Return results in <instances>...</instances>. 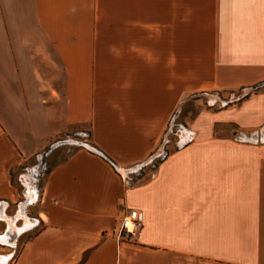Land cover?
<instances>
[{
    "label": "crops",
    "instance_id": "0c3cea01",
    "mask_svg": "<svg viewBox=\"0 0 264 264\" xmlns=\"http://www.w3.org/2000/svg\"><path fill=\"white\" fill-rule=\"evenodd\" d=\"M262 81L264 0H0V150L88 136L52 150L17 251L0 189L3 264H264V89L172 124L189 96ZM130 208L142 230L116 242Z\"/></svg>",
    "mask_w": 264,
    "mask_h": 264
},
{
    "label": "rangeland",
    "instance_id": "374dc122",
    "mask_svg": "<svg viewBox=\"0 0 264 264\" xmlns=\"http://www.w3.org/2000/svg\"><path fill=\"white\" fill-rule=\"evenodd\" d=\"M261 89H264V81L254 84L247 88H236L232 90H223V91H206L203 94L196 95V97L189 96L187 101L182 105L179 112L175 113L173 123L175 128L182 127V115L187 113V116L190 118L198 111V105L195 106L193 103L195 99H199L198 104L211 105V107H223L232 102H238L243 98L249 96L252 93H258ZM174 130V129H173ZM173 137H176L173 133L167 134V144L171 142V145L167 146V149H163L158 157L150 159L140 166L134 168L135 175L132 178H128L127 172L124 177L129 184H133L134 181L141 177L148 171H152L157 163L165 155L166 150H172L173 147L177 144L174 142ZM258 139V138H257ZM256 139V140H257ZM87 129L80 128L73 131H69L61 134L58 138L53 140L47 147L43 148L37 155H32L29 157H20L17 153L12 150V157L9 158L11 154L10 150H0V189L5 190L6 193L14 194V201H12L7 207L8 219L14 221L13 225L18 227V229H23V234L18 238L16 244V251L19 248V245L22 241L31 238L35 232L41 227V224L38 221V195L40 194V189L46 176V173L49 171L51 165L56 160L51 154L52 150H63L65 155L72 150L85 147L88 143ZM254 140V139H252ZM26 158V159H25ZM11 166L10 172L7 176L8 168ZM4 171V172H3ZM2 173H5L6 179H3ZM7 198V197H6ZM2 198H0L1 201ZM24 201L26 205L24 207V214L20 210L21 205ZM25 218H22V216ZM25 221L30 223L29 226H25ZM5 224V220H0V231H2ZM8 224V222H7ZM26 227V228H25ZM19 234V233H18ZM13 237V235H11ZM0 242H2L0 240ZM15 238L8 243L14 244ZM15 251V254H16Z\"/></svg>",
    "mask_w": 264,
    "mask_h": 264
},
{
    "label": "built area",
    "instance_id": "2783aa9c",
    "mask_svg": "<svg viewBox=\"0 0 264 264\" xmlns=\"http://www.w3.org/2000/svg\"><path fill=\"white\" fill-rule=\"evenodd\" d=\"M143 222L137 209L130 208L110 228L107 235L116 242L129 240L140 234Z\"/></svg>",
    "mask_w": 264,
    "mask_h": 264
},
{
    "label": "bare ground",
    "instance_id": "6f19581e",
    "mask_svg": "<svg viewBox=\"0 0 264 264\" xmlns=\"http://www.w3.org/2000/svg\"><path fill=\"white\" fill-rule=\"evenodd\" d=\"M22 216V214H21ZM22 218H25L24 216H22ZM6 221L8 222V228L10 231H12L14 234H18L21 232V229H18V227H16L15 225H13V222L12 220H9L8 218H6ZM30 223L28 221H25V226H29ZM10 233V232H9ZM0 240L4 243H8V240L6 239V236H1L0 235ZM4 262V258L1 256L0 257V264H3Z\"/></svg>",
    "mask_w": 264,
    "mask_h": 264
}]
</instances>
